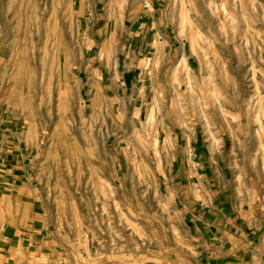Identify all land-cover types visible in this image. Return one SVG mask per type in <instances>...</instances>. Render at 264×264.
<instances>
[{"label": "rangeland", "instance_id": "374dc122", "mask_svg": "<svg viewBox=\"0 0 264 264\" xmlns=\"http://www.w3.org/2000/svg\"><path fill=\"white\" fill-rule=\"evenodd\" d=\"M0 112L49 264H235L242 222L264 249V0H0Z\"/></svg>", "mask_w": 264, "mask_h": 264}, {"label": "crops", "instance_id": "0c3cea01", "mask_svg": "<svg viewBox=\"0 0 264 264\" xmlns=\"http://www.w3.org/2000/svg\"><path fill=\"white\" fill-rule=\"evenodd\" d=\"M93 16L94 14L91 16L92 20L95 19ZM99 116L103 117V114ZM14 130L3 127L2 121L0 122V264H49L50 259L52 258L54 262L53 258H57V255L45 254L43 257L44 253L41 250L43 248L52 250V244L47 246L52 234L48 232L42 239L37 235L51 229L47 222L51 204L49 197L40 188L33 186L34 179L30 178L24 160H20L18 155H11L19 148L21 141L19 135L15 136L17 133H14ZM209 194H212V191H209ZM213 206L214 202L211 200V205H204V208H207L206 215L199 214L201 211L196 216L193 215V228L202 239L203 235L209 238L207 235L211 231L209 228L215 226L217 228L215 231L218 232L213 233L212 238L218 248L222 249L224 243L221 235H228L227 229L237 225V218L232 215L229 208L218 210L220 215H216ZM237 230L242 231L240 240L247 248L243 256L235 257V264H264V249L259 251L257 246L251 247L248 242L250 233L255 231L251 232L252 228L246 222H242ZM243 233H247L245 238ZM256 240L258 244L264 243V233ZM40 253L43 255L39 256Z\"/></svg>", "mask_w": 264, "mask_h": 264}, {"label": "built area", "instance_id": "2783aa9c", "mask_svg": "<svg viewBox=\"0 0 264 264\" xmlns=\"http://www.w3.org/2000/svg\"><path fill=\"white\" fill-rule=\"evenodd\" d=\"M143 7H144L145 9H148V8H149V5L146 4V3H144V4H143Z\"/></svg>", "mask_w": 264, "mask_h": 264}]
</instances>
